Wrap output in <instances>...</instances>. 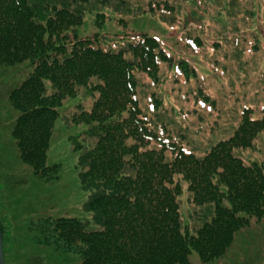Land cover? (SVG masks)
Segmentation results:
<instances>
[{
  "label": "trees",
  "instance_id": "obj_1",
  "mask_svg": "<svg viewBox=\"0 0 264 264\" xmlns=\"http://www.w3.org/2000/svg\"><path fill=\"white\" fill-rule=\"evenodd\" d=\"M183 1L95 0L89 6L91 0H0V64L28 60L33 66L8 98L19 112L12 129L19 156L37 176L60 175L61 164L48 162L59 106L85 92L71 118L91 123L87 142L74 144L81 148L84 209L93 212L94 227L79 216L46 215L36 223L41 244L78 253L80 264H192L194 250L209 262L226 252L252 217L264 216V152L260 158L245 153L258 147L264 132V104L258 117L244 109L232 134L196 153L186 128L165 118L168 107L156 89L161 70L174 64L173 90L192 82L201 90L196 67L168 52L157 36L127 25V16L150 14L173 28ZM239 1L246 0L229 3L234 7ZM88 7L96 10L98 26L118 15L124 33L80 35L77 26ZM246 8L248 18L258 11ZM205 25L198 27L201 32L184 30L177 42L204 55ZM231 30L230 42L240 55L253 48L257 53L251 58L262 55L259 38L249 39L253 29L234 25ZM213 40L210 44L220 42ZM151 83L156 87L145 86ZM205 94L196 96L214 102ZM186 109L182 106L183 116ZM184 195L193 208L188 222Z\"/></svg>",
  "mask_w": 264,
  "mask_h": 264
},
{
  "label": "rangeland",
  "instance_id": "obj_2",
  "mask_svg": "<svg viewBox=\"0 0 264 264\" xmlns=\"http://www.w3.org/2000/svg\"><path fill=\"white\" fill-rule=\"evenodd\" d=\"M93 1L95 0L87 5H93ZM229 2L230 0H184V8L180 9L178 15L181 19L173 28L162 22L157 15L144 14L126 18L130 28L157 36L168 52L186 58L196 67L198 77H195V82L201 90L196 89L194 82L179 87V91L177 88L173 90L169 75L175 71L174 64L168 71L161 70V81L157 87L154 83L145 86L156 87L160 92L168 107L166 113L164 111L165 118L186 128L189 145L198 154H203L219 139L232 134L243 120L244 109H252L253 117L262 114L264 0L239 1L234 7ZM228 4L232 7L231 12ZM198 6L201 8L198 9ZM247 6L253 10L258 9L251 18L245 14ZM87 9L84 22L77 26L80 35L99 32L114 36L116 33H124L125 26L117 20L118 15L113 14V18L107 20L104 26V23L98 26L95 21L96 10L92 7ZM103 10L110 11L107 7ZM204 22L209 24L204 35L209 40L204 47V55L193 51L184 41L177 42L188 28L201 32L198 27L204 25ZM234 25L253 29L254 35L249 39L259 38L260 48L263 47V51L258 49L262 52L261 56L255 58L257 51L254 48L246 53L247 56L239 54V46L230 42ZM213 39H218L219 44H210ZM237 41L242 43V40ZM32 68L28 60L0 64V219L4 227V259L6 264H80L81 257L78 253L56 251L53 246L41 244L37 238L39 232L36 223L46 215L79 216L88 221L92 219L93 212L84 209L87 192L80 183L81 167L78 159L81 148L74 144L76 139L87 142V130L91 123H76L71 118L75 105L84 100L85 92L68 97L59 106L60 114L50 141L48 162L61 164L60 175L52 180L43 179L33 172L31 164L19 156L16 138L12 134L19 112L8 98L11 89L18 86ZM200 91H206L205 95L215 99L214 102L203 96H196ZM186 94H190L186 98L187 104ZM182 106L195 110L193 112L190 109V112L186 109L183 116ZM259 140L260 142H255L257 148L251 147L245 151L248 156L260 158L263 155L264 132L260 133ZM191 209L193 211L190 201L184 195L182 210L186 222L190 220ZM198 224L197 221L191 227ZM89 226L94 227V224L89 221ZM190 259L192 264H264V216L252 217L251 223L238 231L222 256L203 262L194 250Z\"/></svg>",
  "mask_w": 264,
  "mask_h": 264
},
{
  "label": "water",
  "instance_id": "obj_3",
  "mask_svg": "<svg viewBox=\"0 0 264 264\" xmlns=\"http://www.w3.org/2000/svg\"><path fill=\"white\" fill-rule=\"evenodd\" d=\"M0 264H6L4 259V252H3V233L1 230V223H0Z\"/></svg>",
  "mask_w": 264,
  "mask_h": 264
}]
</instances>
